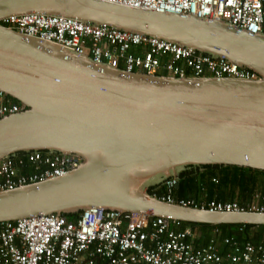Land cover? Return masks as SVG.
Instances as JSON below:
<instances>
[{"label":"water","instance_id":"1","mask_svg":"<svg viewBox=\"0 0 264 264\" xmlns=\"http://www.w3.org/2000/svg\"><path fill=\"white\" fill-rule=\"evenodd\" d=\"M38 12L192 47L257 79L128 72L0 24V91L24 105L0 118V160L76 154L63 176L0 191V223L103 207L186 222L264 225L261 211H217L160 199L152 188L192 167L264 170V35L225 20L105 0H0V20Z\"/></svg>","mask_w":264,"mask_h":264},{"label":"built area","instance_id":"2","mask_svg":"<svg viewBox=\"0 0 264 264\" xmlns=\"http://www.w3.org/2000/svg\"><path fill=\"white\" fill-rule=\"evenodd\" d=\"M105 1L225 20L242 30L264 35V0ZM0 24L128 72L159 74L165 70L181 78H259L251 69L189 46L72 16L29 12L10 15L0 20ZM24 108L0 91V118ZM80 162L76 154L44 151L1 159L0 191L63 176ZM175 183V179H169L165 184L167 193L154 194L184 206L264 212L261 192L248 203L215 198L177 200L172 194ZM181 222L170 216L103 207L86 208L76 219L41 213L5 221L0 223V264H264V239L241 242L235 237H223L214 238L206 245H196L193 231L189 227L180 229Z\"/></svg>","mask_w":264,"mask_h":264},{"label":"trees","instance_id":"3","mask_svg":"<svg viewBox=\"0 0 264 264\" xmlns=\"http://www.w3.org/2000/svg\"><path fill=\"white\" fill-rule=\"evenodd\" d=\"M159 74H168L167 71L161 70ZM12 102L21 104L15 98L8 95ZM26 152H19L17 156H24ZM14 157V156H13ZM201 167H192L182 173L178 187H173V196L177 199H196L212 200L214 188L221 190L232 189L235 186H240L242 190L247 188L259 189L264 193V170L254 169L250 167H242L237 165H206ZM217 180H215V179ZM218 181V182H217ZM217 182V183H215ZM205 190H204V189ZM152 193L159 196L167 193L165 185L158 188H152ZM202 192L205 195H202ZM69 219H76L79 213L66 214ZM191 228L195 238L196 245L209 244L214 238L219 239L223 237H235L241 242H259L264 237V225L253 224H220L212 225L209 223L186 222L182 221L180 229ZM256 228L255 234H251V230ZM219 230L218 233H215Z\"/></svg>","mask_w":264,"mask_h":264},{"label":"crops","instance_id":"4","mask_svg":"<svg viewBox=\"0 0 264 264\" xmlns=\"http://www.w3.org/2000/svg\"><path fill=\"white\" fill-rule=\"evenodd\" d=\"M217 182H215V183H217ZM214 192L215 193H213L212 197L215 198V199L239 200L242 203H248V202L254 201L255 200V194L260 193L261 190L253 189V191H252L251 188L249 187V188H247V190L244 191V190L241 189L240 186H235L232 189H226V190H221L220 188L216 187V188H214ZM204 193H206V192H202V195H205ZM256 231H257V229L253 228L251 230V234L252 235L255 234ZM263 239H264V237L260 241H263ZM220 245H221V247H225L221 243H220Z\"/></svg>","mask_w":264,"mask_h":264}]
</instances>
